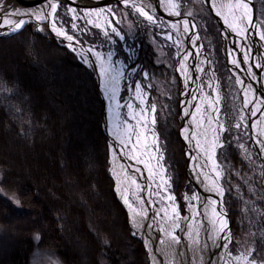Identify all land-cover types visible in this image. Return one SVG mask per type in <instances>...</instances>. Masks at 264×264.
<instances>
[{"label":"rangeland","instance_id":"rangeland-1","mask_svg":"<svg viewBox=\"0 0 264 264\" xmlns=\"http://www.w3.org/2000/svg\"><path fill=\"white\" fill-rule=\"evenodd\" d=\"M176 1L183 10L187 7L193 19L198 21L209 57L210 66L200 93L206 111L207 133L210 137L213 136L212 128L215 127L217 115L209 106V101L218 108V118L228 129L220 136L223 147H217L216 151L217 161L223 168L220 184L224 189L222 199L228 214L231 232V243L228 250L232 256H237L251 249L250 259H255L257 264H261L264 262V187L257 176L256 155L249 143L248 126L244 120H239L240 115L245 117L243 102L237 79L227 64V47L222 39L221 27L200 0ZM130 2H136V5L144 4L143 0H130ZM156 2L163 8H156V11L145 9L153 15L155 23L139 15L131 6H125L123 1L102 7H95L93 3L80 6L77 1L74 4L61 3L54 20L58 28L62 24L63 30L73 36L74 39L71 42L74 43L75 51L73 47L68 46L69 41L66 38L65 40L60 39L55 35L56 32L52 31L49 22L44 25L28 22L19 31L0 35V122L4 128L20 131L32 126V123L24 120L25 110L28 107L36 105L41 110L48 108L49 110L41 112L40 122L58 123L63 128L40 127L37 132L43 135L41 143L45 142L46 148L48 145L51 146L50 157L56 161V158L63 154V150L60 154L57 152V147L72 149L75 145L68 141V134L64 130V127L68 131L72 128L74 118L67 119L68 112L60 114L59 109L64 107L60 102L55 101H62L68 106L77 102L85 103L87 92L92 90L93 110L88 106L82 107L88 110L89 119L95 127L88 129L77 143L82 147L92 146L98 143L99 138V146L109 153L112 145H110L104 125L105 111L110 100L108 103L101 95L98 90L100 83H97L88 61H85L78 53V47L80 43L90 46L105 58L111 53V59H105V61H109L110 75L118 77L116 81L119 90L117 99L118 108L124 112L122 115L123 131L125 133L127 126H131L129 134L136 146L142 150L143 160L152 169L150 173L159 193L156 197L159 199L157 211L160 217L165 221V211L168 215H173V207H175L180 216L181 228L187 204H196V201L185 199V197L192 198L196 189L188 184L187 149L186 151L182 149L177 129L178 122L181 120L182 90L176 73V65L180 62H178L175 47L181 40H179L177 31L171 27L172 22L165 17L167 14L174 21L172 14L165 10V1L164 3H162L163 0ZM63 6L66 7L63 8ZM254 6L258 20L264 28V0L254 1ZM71 9H75V13ZM109 9H111L110 12ZM89 12L92 14L84 15ZM74 15L79 18L74 20ZM88 20L92 23H88ZM73 23L77 25L76 29L72 28ZM112 27L117 29L119 35L112 32ZM39 28L43 30H38ZM164 34L170 35L172 40H167L168 36ZM92 64L97 66L95 62ZM113 64L114 68L111 67ZM144 73H147V77ZM137 84L142 89L143 104L140 99L136 98L135 86ZM49 91L53 92L56 98H52L53 100L49 102L41 101L43 97L50 98L45 93ZM39 100L41 102H38ZM128 104L133 106L131 114H129ZM152 104L156 106L155 113L150 111ZM210 117L212 118L211 125L208 123ZM153 118L154 124L152 123ZM237 122L242 124L240 129L234 127ZM151 127L161 133L162 141L165 137L167 138L169 164L172 169L170 176L163 166L161 169L162 160L159 165L157 164L156 158L161 155L166 158V155L164 150L161 154L156 150L157 146L159 147V140ZM92 130L98 131L97 137L93 138V141L84 140L91 137ZM71 135L76 140V137ZM137 136H139V142H137ZM16 138L20 139L22 147L26 145L22 136L19 135ZM154 139L156 144H153ZM8 145L12 150L11 153L6 151L5 154L0 151V203L5 202L6 195L13 194L14 198L11 200H14L22 192L19 188L15 167L7 164V156L13 157L12 153L20 155L22 151L11 144ZM240 145L244 147L241 148ZM102 150H97L100 161L103 160ZM45 157L47 158L46 155ZM63 159L65 162L70 161L66 156H63ZM111 175L114 180L113 192L116 195L115 173L111 172ZM162 181H167V183H162ZM168 196H173L174 201L167 199ZM106 202L110 204V199H106ZM118 203L124 209L122 203L119 201ZM113 206L119 212L120 228L108 235H112L116 240L117 248L122 254H120L123 259L121 264H138L139 257L125 255L124 250L118 245H122L125 239L133 240V238H138L137 243L142 245L139 256L149 261L150 264L148 249L140 231L134 226L128 231L125 217L114 204ZM198 212L199 214H196L194 218L195 228L198 227L202 217V212L200 210ZM178 231L176 234L180 235ZM8 232H12L11 227H5L2 230L0 242ZM27 247H29L28 241L25 242L24 248ZM9 248L8 243H0V264H11L14 260H20L16 264H51L43 257L34 255L32 250L26 254L13 251L10 255ZM5 258L8 259L5 260ZM55 264L65 263L56 257ZM232 264L236 262L233 261Z\"/></svg>","mask_w":264,"mask_h":264},{"label":"bare ground","instance_id":"bare-ground-1","mask_svg":"<svg viewBox=\"0 0 264 264\" xmlns=\"http://www.w3.org/2000/svg\"><path fill=\"white\" fill-rule=\"evenodd\" d=\"M60 0H52V2H58ZM76 1L79 0H69L68 3H76ZM156 1L158 0H143L144 3L148 5H154L159 8H163L160 4H158ZM165 0H163L162 3H164ZM170 1V0H168ZM254 1L256 0H245V3H247V15L251 19L253 23H258L260 27L253 28L252 24L247 23V21L241 22L239 20L236 21V23L241 27H246V33L245 36H241L238 34V31H233L231 28L228 27V24L225 23L224 17L227 16L229 22H232L233 17L229 15L227 5L229 4H235L237 0H214V2L217 5L224 4L225 7L221 9L222 15H217V9L212 7L213 0H200V2L205 6L210 13L209 15L213 18H216L220 27H223V33H224V39L225 46L227 47L226 54H227V64L229 68L232 70L234 76L238 81H243V85L238 83L240 88V95L243 102V110L245 113V119L244 122L248 126V133L250 137V144L252 146V149L254 150V153L256 155V171H257V163L260 169V173L257 171L258 178H261L264 184V152L261 151L262 145L258 144L256 141L258 139L264 140V104H260L259 111H256L255 115H252L253 111V104L257 101L264 100V54L262 52V40L260 39V33L261 31H264V28L262 27L261 23L258 20V16L256 14ZM49 0H0V4L3 5V11L0 12V17H3L6 15L9 11L12 10H20L22 12H32L37 9H45L47 10V4ZM170 3V2H169ZM171 3H176L179 5V3L176 0H171ZM179 9L181 12L185 14V17L181 14L179 16L175 15L177 21L174 19V21L170 18L169 15L165 14V17L172 22V24L177 25V28L181 31H177V34L179 35V40L181 42L179 45H176V51L178 54V62L179 64L176 65V73L177 78L180 84V89L182 90V97L180 101V112H181V120L179 124V137L182 142V149H187L186 155L188 157V184L191 185L194 189H196L195 195L198 196L199 200L196 201V209L192 210L190 209V203L187 205V214L185 217H193L195 218L196 212L201 211L202 217L201 221L197 228H195L194 219L185 220L183 218V224L180 229H177L176 231H180L181 236V229H186L189 224L192 225L194 229H197L199 231L200 235V246H197V250L194 252L193 247L191 246V242L188 240L185 232L183 231V237H180V243L178 245H175L174 248L167 249V251L170 253L169 255H165L164 252H161L160 249H158L155 245L151 246V251H149L148 248V255L150 259V264H153V258L158 262V264H170V261H172V264H224V261L222 260V257L225 254V250L223 247H216L211 245V241L208 240L209 234L212 232L213 224L212 221L216 219V217L212 214V205L208 203L210 200H216L217 204L215 205V208L217 211H220V196L216 194L214 191H210L209 189L212 187L211 178L215 177V173L211 171V167L213 164V161H217L216 158V151L218 150L216 148L215 155L212 156L211 159L207 155H205L204 152H202L199 148H196V142L199 141L202 148H210V142L212 137L207 133V128L205 121L207 118L205 117V110H204V103L201 101L200 93L203 88V84L206 80V73H207V67L205 66V58H206V49L205 51L202 49V42L204 40L202 36V31H200V26L197 20L195 18L193 19V16L191 15L190 11H188V8L186 7L184 10L180 7ZM190 13V15H189ZM57 12L53 15V19H56ZM237 15H239V10H237ZM21 17H15V19H20ZM25 20H28L30 22H35L38 25H44V23H48L46 20L42 24L35 21L34 19L24 16ZM192 20L191 24H189V31L185 32L183 30V21ZM194 25V27H193ZM193 27V28H192ZM221 27V28H222ZM199 30L195 33V36L193 37L192 32L193 30ZM259 31V32H255ZM11 32L8 27H0V35L2 34H8ZM221 32V29H220ZM222 34V33H221ZM57 35V34H56ZM165 36H168L167 34H164ZM58 36V35H57ZM60 39H64L65 36H58ZM223 39V36H222ZM65 40V39H64ZM167 40H172L168 39ZM191 40H197L195 41V45H193L192 48L189 49L188 53L190 55L188 56L187 60L183 59V56L186 53V49L188 45L191 43ZM74 45L73 42H68V44ZM91 47L85 46L84 48L78 47V53L81 55L83 54V58L85 61H88L89 63H94L98 66H93L92 70H95L96 74L100 75V90H103V93L109 98L108 94L105 91V81L109 79L111 76L109 71L111 68L109 67V61L104 60L103 61V67L108 71V75H103L101 73V59L97 58L93 52H90ZM247 53L249 60L247 62L244 61L243 56ZM73 57V54H71ZM198 57V59H193L190 63L189 59ZM233 59H237L239 62V67L234 65L232 63ZM181 64H183L185 67L182 70ZM256 64H260L261 67H255ZM210 66V64H209ZM199 69H203L200 71ZM184 72H187V79L185 78ZM253 75H255V79H253ZM251 85V89H247V86ZM245 90L248 91V98L253 101V104H249L247 107L244 106V92ZM195 92H198L197 95H195ZM118 95L119 90L117 87L116 91V98L115 100H110V107L111 109L109 112L105 111V117H106V124L104 125V129L109 135V138L112 140V146L111 150L107 154V159H109L110 163V169L111 172L115 173L116 177V183L117 188H120V191H117L116 198L117 200L122 203L125 207V211L128 216V221L130 226H135L133 224V218L135 216V213L140 211L141 209V200H143V207L146 210V214L143 218L136 217V219L140 220L141 226L136 229H144L149 234L153 242L159 243V240L163 237H160L157 231L155 230V224L156 226L161 228V226L165 225V221L161 220L160 215H157V212L152 215L153 208H157L159 206V199H157L156 195L152 197L150 195V190H155V192H158L156 189V184L154 182L153 177L151 176V173L149 172V166L147 162H145L142 158V150L136 146V143L133 141V138L130 135V139H127L125 137V133L123 131L124 127L122 125L123 118L122 115L124 112L120 111V108L117 107L118 102ZM113 106V107H112ZM200 108V111L197 112L196 109ZM185 110L189 113V115L185 116ZM193 116L196 117L195 120H193ZM116 117L118 120V123L120 124V130H117L115 127L116 123ZM106 125L109 128V131L106 130ZM152 128V127H151ZM184 128H188L189 132L187 135L189 137L195 136V139H185V133L183 132ZM153 132L157 135L159 140V152L160 154L163 151V147L161 144L160 136L156 129L152 128ZM116 132H119V137L116 135ZM111 134V136H110ZM182 136V137H181ZM120 138H125V144L120 143ZM124 146L127 149L128 153V159L130 166H128L125 161V157L122 158V152L121 150L124 149ZM115 152V155L113 154ZM135 156L136 159H133L132 157ZM144 161L143 163H138L137 161ZM218 162V161H217ZM147 165V167H146ZM123 166V167H121ZM162 166L165 170V172L169 175L168 172V166L166 163V158L162 157ZM157 168H159L157 166ZM139 169L140 171H137ZM199 174V175H198ZM205 174L209 176L208 180L204 179ZM170 176V175H169ZM145 177L146 180L145 181ZM135 180V184L132 183V180ZM75 184L74 189H78L83 187L82 181L75 177L72 179ZM136 184L140 185V188L137 189ZM147 184V186H146ZM220 184V179H219ZM221 185V184H220ZM52 190L57 198V200H50L48 207H53V205H56L59 209L60 207L65 211L69 208V200H68V194L65 189H67V185L63 186L62 188H59L56 184L51 185ZM154 191L152 193H155ZM122 194L124 196H127L129 204H131V208L128 204L124 203V199L122 198ZM153 195V194H152ZM11 198H14V195H10L8 197H5V200H9ZM223 201V199H222ZM29 203L32 206H35V203L32 198H30ZM224 202L222 203V208L224 210ZM10 212H13V214H10V218L16 217L15 212H20L19 207L17 205L13 208H9ZM254 212H257V210H254ZM260 213V210L258 211ZM57 218V216H56ZM54 218L52 223H49L47 220V216L45 219V223L48 225L49 233L47 236L51 238V235L55 234L56 227H57V219ZM5 218L0 216V234L2 233V230L6 227V222L4 220ZM66 223L73 227L75 225L74 221L70 220L69 218H66ZM155 222V223H154ZM161 224V225H159ZM19 227V235L21 238L25 239L29 243V247L17 249L10 246L9 248V254L11 255V252H22L23 254H26L29 250H32V253L37 256H41L44 258L45 261L55 264L56 263V257L59 252L58 248L56 247L54 241L50 242L49 247L43 248L41 246L40 237L38 236V239H34L36 237L33 235L30 231H28L22 221L18 224ZM161 233V232H160ZM122 239V238H119ZM207 240L208 247L204 248L202 247L204 242ZM131 242H133L132 239H130ZM74 250V254L69 251V249L66 247V251H63L62 254L64 256L67 255V258L69 259L73 255L76 256L80 252V244L78 241L71 240L69 242ZM166 244L168 241L166 240ZM160 244V243H159ZM222 244V242H221ZM40 247V248H39ZM160 247H165V245H161ZM229 248V245H228ZM127 250V245L125 246V251ZM66 258V264H69V260ZM95 258V257H94ZM157 258V259H156ZM62 260V259H61ZM143 264H149V261H145L143 258ZM63 261V260H62ZM64 262V261H63ZM80 264H90L88 260L83 259L81 260Z\"/></svg>","mask_w":264,"mask_h":264},{"label":"trees","instance_id":"trees-1","mask_svg":"<svg viewBox=\"0 0 264 264\" xmlns=\"http://www.w3.org/2000/svg\"><path fill=\"white\" fill-rule=\"evenodd\" d=\"M67 84L71 85L69 82ZM45 93L50 98L43 97L41 101L49 102L56 98L53 96V92L49 91ZM92 96L93 91H88L85 103L77 102L69 106L62 101H55L60 102L64 107L59 109L60 114L68 112L67 119L74 118L72 128L68 131L64 127V130L68 134V141L75 145V148L72 149L61 146L57 147V152L60 154L63 150V154L56 158V161H53L50 157L51 146L48 145L46 148V143H41L43 135L37 132L40 127L54 128L57 126V129L63 128L58 123L40 122L39 116L41 112L49 110L48 108L41 110L36 105L28 107L25 110L24 120L25 122L32 123V126L23 128L20 131L4 128V125L0 122L1 153H5L6 151L12 152L8 144L22 151L20 155L12 153L11 155L14 158L7 156V164L15 167L20 185L19 188L22 189V192L14 200L9 199L0 203V216L5 218L6 227L12 228V232H8L2 237L3 241L0 243H8L9 246L19 250L24 248L26 240L19 235L18 227L22 216L24 227L36 236L34 239H38V236L40 237L41 247L47 248L50 242L54 241L59 250L57 257L62 259L65 264L67 255L64 256L62 252L66 251V247L74 254V250L69 243L71 240L78 241L80 252L76 256L73 255L69 259L67 258L69 264H80L83 259L88 260L90 264L123 263L122 254L117 248L116 240L112 235H108L110 232L114 233V231L120 228L119 212L114 208L113 204L125 217L128 231L131 226L125 209L120 206L113 192L114 180L111 175L109 159H107L108 152L103 151L99 146V138L98 143L92 146L87 145L82 147L77 143L88 129L95 127V124L89 119L88 110L82 107L88 106L93 110V103L91 104ZM41 101L39 100L38 102ZM179 124L180 122H178L177 129H179ZM157 132L161 139V133ZM71 134L76 137V140H74ZM97 134L98 131L92 130L91 137L84 140L93 141V138L95 139ZM19 135L26 141L24 147L21 146L20 139L16 138ZM179 140L182 145L180 137ZM161 144L166 155L168 172L171 175L169 144L166 137L164 141L161 140ZM98 149L103 151L102 161H100ZM63 156L69 158L70 161L65 162ZM74 176L82 181L83 187L74 189L73 184L75 183L72 180ZM55 184L59 188L67 185V189L65 190L68 194L69 208L65 211L61 207L59 209L56 205H53L54 208L48 207L50 200H57L51 187V185ZM5 197H8V195ZM30 198L33 199L35 206L29 203ZM106 199H110V204H107ZM15 205L19 207L20 212H15L16 217L11 219L9 216L13 212H10L9 208L14 209ZM46 216L49 223H52L53 219L57 216L56 231L54 235H51V238L47 236L49 229L45 223ZM66 218H69L71 221L73 220L75 225L70 227L65 221ZM137 242H139L138 238H133V242L130 239H125L122 245H118L120 249L124 250L125 255L137 256L139 257L138 264H143V260L139 256L142 245ZM126 245L127 250L125 251ZM7 259L5 258V260ZM18 261L20 260H14L11 264H16Z\"/></svg>","mask_w":264,"mask_h":264},{"label":"snow or ice","instance_id":"snow-or-ice-1","mask_svg":"<svg viewBox=\"0 0 264 264\" xmlns=\"http://www.w3.org/2000/svg\"><path fill=\"white\" fill-rule=\"evenodd\" d=\"M125 6H131L139 15L141 16H145L147 17V19L153 23H155L156 21L153 18V15H150L149 12L145 11L144 6L142 5H136L135 3H131L130 4V0H123ZM162 2V0H161ZM58 3L56 2H52V0H49L48 4H47V10L45 9H37L34 10L32 12H22L20 10H12L9 11L6 15H4L3 17H0V27H8L9 30L11 32H16L19 31L26 23L30 22L28 20H25L23 17L24 16H28L32 19H34L35 21L39 22V23H43L46 20L50 23L51 29L52 31L56 32V34L58 36H65V38L68 41H73V36L72 35H68L64 30H63V26L61 24V27H57V24L55 22V20L53 19V15L56 13L57 8H58ZM212 7L217 9V15L220 16L222 15V11L221 9H223L225 7L224 4H220L217 5L214 0L212 2ZM179 8V5L176 3H169V11L170 14L173 15H180V12L177 10ZM228 8V13L229 15H231L233 17L232 22H229L228 17L225 16L224 20L225 23L228 24V27L231 28L233 31H238V34L241 36H245L246 33V27H241L239 26L236 21L239 20L241 22L247 21V23L252 24L253 28H257L258 25H256L255 23H253L251 21V19L248 17L247 15V3H245V0H237V2L235 4H229L227 5ZM237 10H239V15H237ZM3 11V5L0 4V12ZM71 11L73 13H75V9H71ZM109 12L111 11V9L108 10ZM92 13H85V16L91 15ZM190 15V13H189ZM15 17H21L20 19H15ZM79 17H77L76 15L73 16V19H77ZM88 23H92L91 20H88ZM118 23V21H117ZM162 23V21H161ZM99 26V25H97ZM171 27L173 29H177V31H179V29L177 28L176 24H172ZM194 27V25H193ZM72 28L76 29L77 25L75 23L72 24ZM38 30H43L42 28H39ZM183 30L185 32H188L189 29V21L188 20H184L183 21ZM112 32L116 35H119V33L117 32V29L115 27H112ZM105 35H107V32H105ZM168 39H171L172 37L169 35L167 37ZM260 39L264 40V31L260 32ZM78 43V42H77ZM176 43H179V41H176ZM193 45H195V40L192 41ZM69 47H73V45L70 43L68 45ZM76 49L73 47V51H75ZM89 51L91 52V50L89 49ZM97 58L101 59L102 64H101V73L103 75H108V71L107 69H105L103 67V61L105 59L110 60L111 59V53L108 54L107 58L103 57L101 53L99 52H95L93 53ZM81 55H83L81 53ZM190 55V53H186L183 56L184 60H187L188 56ZM243 59L245 62H247L249 60V57L247 55V53L244 54ZM232 63L234 65H236L237 67H239V62L237 59H233ZM112 68L115 67V65H111ZM181 69H184V65L181 64ZM255 67H261L260 64H256ZM200 71H202L203 69H199ZM145 77H147V73H144ZM185 78L187 79V72H184ZM253 79H255V75H253L252 77ZM118 77L117 76H110L108 80L105 81V91L109 96L110 100H115L116 98V91H117V85H116V81H117ZM238 83H240L241 85H243V81H238ZM247 89H251V85L247 86ZM135 94H136V98L140 99L141 104L144 103L143 97H142V89L141 86L139 84H137L135 86ZM244 96H245V100H244V106L247 107L249 104H253V101L251 99L248 98V91L245 90L244 92ZM217 101L219 100V97L217 96ZM260 104H264V100H260L257 101L256 103L253 104V111H252V115H255L256 111H259L260 108ZM209 106L212 108L213 112L216 113V118H215V127L212 128V132H213V136L210 142V148H202L200 145V142L197 141L195 147L199 148L202 152L205 153V155H207L209 157V159L212 158V156L215 155V151L217 147H223V143L220 142V136L223 134L224 131H227L228 129L225 128L224 124L219 120L218 118V108L211 102L209 101ZM117 107H119V103L117 102ZM127 107L130 110L131 114V109H132V105L128 104ZM155 105L152 104L150 105V111L152 113H155ZM141 111H144V109H141ZM197 112L200 111V108L196 109ZM185 116L189 115V113L187 112V110H185ZM196 117L193 116V120H195ZM245 119V117L243 115H240L239 120L243 121ZM126 123V122H125ZM152 123H155V120L153 118ZM208 123L211 125L212 124V118L210 117L208 120ZM139 124V121H138ZM115 127L118 129L120 127V124L117 123L115 125ZM235 128L240 129L242 127V124L237 122L234 125ZM131 129V126H127L126 130H125V137L127 139H130V135H129V131ZM183 132L185 133V139H195V136L193 135L192 137H189L187 135V133L189 132L188 128H184ZM116 135L119 137V132H116ZM137 142H139V136H137ZM258 144L262 145V149L261 151L264 152V140H260L258 139L256 141ZM120 143L121 144H125V138H120ZM153 144H156V140H153ZM241 148H243V145H240ZM157 151H159V147L157 146ZM245 151H247L245 149ZM115 155V152L113 153ZM133 159H136L135 156L132 157ZM157 164L159 165L160 160H162V155L160 157H157ZM138 163H143L144 161H137ZM123 167V166H121ZM147 167V165H146ZM162 169V165L160 166ZM137 171H140L139 169H137ZM152 169L149 168V172H151ZM211 171L215 173V177L211 178V183H212V187L209 189L210 191H214L216 192V194L218 196H220L221 200H220V204H221V210L217 211L215 208V205L217 204L216 200H210L208 201L209 204H211L212 207V214L214 217H216L215 220L212 221L213 224V229L212 232L209 234L208 236V240L211 241V245L212 246H216V247H223V249L225 250V254L222 257V260L224 261V264H232L233 261L236 262V264H257V261L255 259H250L252 256V250L249 249L246 253H240L237 256H232L231 252L228 250V245L231 243V232L228 229V221L225 218L226 217V212L223 210L222 208V197H223V193H224V189L223 186L219 184V179L221 178L222 172H223V168L222 166L219 165V163L217 161H213L212 167H211ZM199 175V174H198ZM205 180L209 179V176L207 174H205L204 176ZM132 183L135 184V180H132ZM162 183H167V181H162ZM137 189L140 188L139 184H136ZM117 191H120V188H117ZM151 194H155L157 196H159V193H150ZM122 198L124 199V203L128 204L129 207L131 208V204H129L128 198L127 196H124L122 194ZM167 199L169 200H173L174 201V197L173 196H168ZM185 199H191L193 201L198 200V196L194 195L192 198H188L185 197ZM18 202V201H17ZM141 209L140 211L135 213V216L133 218V224L139 228L141 226V222L140 220L136 219V217H140L143 218L146 214V210L143 207V200H141ZM190 209L195 210L196 209V205L194 204H190ZM173 215H168L167 212L165 211L164 213V218H165V225L161 226V228L159 229V231L162 234V237L159 240V243L161 245H165V247H162L160 249L161 252H164L165 255H169L170 253L167 251V249L170 248H174L175 245H178L180 243V237L178 235H176V230L180 229V216L179 214L176 212L175 207H173ZM196 214H199V212L197 211ZM157 215H159V212H157ZM185 220H189V219H194L193 217H185ZM181 231H184L188 240L191 242V246L193 247V251L195 252L197 250V246H200V235H199V231L197 229H194L192 227L191 224H189L187 226L186 229H181ZM135 234V233H134ZM166 240L168 241V243L166 244ZM222 242V244H221ZM208 243L207 240L204 242L203 246L204 248L208 247ZM149 251H151V246L150 243L148 245ZM153 264H158V262L155 260V258H153ZM170 264H172V261H170ZM217 264H219V262H217ZM261 264H264V262H261Z\"/></svg>","mask_w":264,"mask_h":264},{"label":"water","instance_id":"water-1","mask_svg":"<svg viewBox=\"0 0 264 264\" xmlns=\"http://www.w3.org/2000/svg\"><path fill=\"white\" fill-rule=\"evenodd\" d=\"M68 1L69 0H60V1H58L57 3H58V5L60 6V4L62 3V4H74V3H68ZM123 0H79V1H77V3H79L78 5H80V6H86V5H89L90 3H93L92 5L93 6H95V7H102L103 5H106V4H110V3H116V2H122ZM169 2L170 1H168V0H165V10L166 11H168V12H170L169 11ZM130 3H136V2H130ZM144 3V2H143ZM138 4V3H137ZM139 5H142V6H144V8L146 9V10H149V11H156V8H159V7H156V6H154V5H148V4H146V3H144V4H139ZM59 6H58V8H59ZM58 8H57V11H58ZM179 12H180V14L182 15V16H184L185 17V14L183 13V12H181V10L178 8L177 9ZM56 11V12H57ZM172 17L177 21V19H176V17H175V15H173L172 14ZM185 19H186V17H185ZM191 22H192V20H190V22H189V24H191ZM256 25H258V27H260V25L256 22L255 23ZM222 27V26H221ZM193 28V27H192ZM261 28V27H260ZM179 31H181V30H179ZM199 30H193V32H192V35H193V37L195 36V33L196 32H198ZM255 32H259V31H255ZM221 33H222V36H223V41L225 42V39H224V33H223V27L221 28ZM260 33V32H259ZM55 35H56V33H55ZM57 36V35H56ZM192 41L193 40H191V43L188 45V47H187V49H186V53H188V51H189V49L190 48H192L193 47V43H192ZM195 41H197V40H195ZM86 45H84V44H79V47H82V48H84ZM90 47V46H89ZM202 49L205 51V49H206V47H205V42H204V40H203V42H202ZM91 52H93V53H95V49H93V48H91ZM262 52H263V54H264V40H262ZM185 53V54H186ZM205 53H206V58H205V66L207 67V68H209V57H208V54H207V52L205 51ZM198 59V57H194V58H191V59H189V61H190V63L192 62V60L193 59ZM100 62H101V60H100ZM88 65H89V67L91 68V70H92V67L94 66L92 63H89L88 62ZM93 71V73H95L96 71L95 70H92ZM95 77H96V80H97V83L99 84L100 83V75L98 74V72L95 74ZM99 90H100V86H99ZM100 93H101V95L105 98V100L109 103V98L103 93V90H100ZM198 94V92H195V95H197ZM111 109V107H110V103L109 104H107V108H106V112H109V110ZM106 117H105V124H106ZM115 123L117 124L118 123V120H117V117H116V121H115ZM106 130L107 131H109V128L107 127V125H106ZM117 130H120V127L117 129ZM110 132V131H109ZM109 136V135H108ZM110 136H111V134H110ZM109 140H110V145H112V140L109 138ZM112 149V148H111ZM121 152L123 153L122 154V158H124L125 157V159H126V161H125V163L128 165V166H130V163H129V159H128V153H127V149H126V147L124 146V149L123 150H121ZM257 171H258V173H260V169H259V166H258V163H257ZM260 180H261V178H260ZM145 181H147L146 180V177H145ZM261 182H262V184H263V181L261 180ZM146 186H147V184H146ZM263 187H264V184H263ZM154 190H150V193H152ZM151 196L153 197L154 196V194L152 195L151 194ZM123 207H124V205H123ZM220 207V209H221V206H219ZM125 208V207H124ZM154 210H153V212H152V215H154V213L156 212V210H155V208H153ZM224 211L226 212V209H225V207H224ZM226 219H227V221H228V229L230 230V225H229V219H228V214H227V212H226V217H225ZM155 223V222H154ZM135 227V226H134ZM136 228V227H135ZM137 230H139V229H137ZM155 230H156V232L157 231H159V227L158 226H156V224H155ZM140 231V233H141V236H142V239H143V241H144V243H145V245L147 246V249H148V245H149V243H150V245H155V246H157L158 247V249H161V247H160V244L159 243H154L153 242V240L151 239V237H150V234L146 231V230H144L143 228L142 229H140L139 230ZM158 234H159V236L160 237H162V234L160 233V232H157ZM157 259V258H156Z\"/></svg>","mask_w":264,"mask_h":264}]
</instances>
